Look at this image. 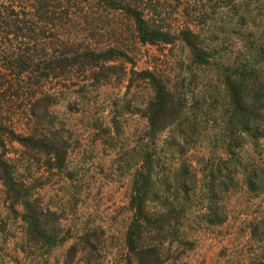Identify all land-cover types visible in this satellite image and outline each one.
<instances>
[{
    "label": "trees",
    "instance_id": "trees-1",
    "mask_svg": "<svg viewBox=\"0 0 264 264\" xmlns=\"http://www.w3.org/2000/svg\"><path fill=\"white\" fill-rule=\"evenodd\" d=\"M139 46L171 52L138 69ZM263 141L264 0H0V264H100L96 175L127 187L126 264L176 260L262 193Z\"/></svg>",
    "mask_w": 264,
    "mask_h": 264
},
{
    "label": "rangeland",
    "instance_id": "rangeland-1",
    "mask_svg": "<svg viewBox=\"0 0 264 264\" xmlns=\"http://www.w3.org/2000/svg\"><path fill=\"white\" fill-rule=\"evenodd\" d=\"M116 19L120 22L123 18ZM138 48L140 50L137 57L138 69L152 64L155 56L162 58L163 61L168 59V54L171 52L169 47H166L164 51L150 46H139ZM174 51V53L178 52L177 49ZM262 147L263 150L259 152L263 153L264 159V141ZM245 154L248 158L257 157V154L252 150V145L246 146ZM93 174L95 173L91 171L89 175L93 176ZM91 184L93 187L90 190L85 189L86 197L84 198L83 209L80 210V212L82 211L80 214L83 218L91 214V218H94L97 224L102 223L107 228L108 235H113L114 237L113 244H109L105 257L99 263L126 264V260L123 258L127 257L128 250L124 248L123 234L128 214L124 212L125 210L122 211L121 207L124 208L127 204V187L119 182L102 186L103 182L100 175L92 178ZM240 186L239 184L236 188ZM261 192L258 197L247 194L238 199H230L228 207L229 219L227 222L210 230H205L201 227L197 229V226H195L190 230L193 234L192 239L195 242V246L187 249L176 260L166 264H248L249 257L252 254L260 253L258 246L252 244L249 230H246V228L255 217L259 218L264 215V189ZM20 235L21 233L18 231L16 236L19 237ZM107 238L109 240L110 237ZM13 240L9 246L11 249H14L17 238ZM68 245L67 243L65 246H60L52 252L50 258L52 264H58L63 261ZM255 249L256 251H254ZM5 254H7L5 257L7 264H18L17 262L19 261H12L14 256H17L14 250L11 252L8 248ZM22 259L21 257L20 260ZM22 263L24 262L22 261Z\"/></svg>",
    "mask_w": 264,
    "mask_h": 264
}]
</instances>
